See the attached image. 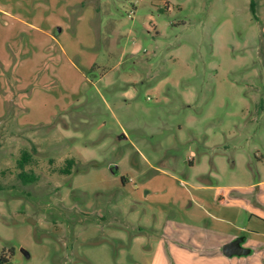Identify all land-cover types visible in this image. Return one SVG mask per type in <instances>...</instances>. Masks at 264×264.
Returning a JSON list of instances; mask_svg holds the SVG:
<instances>
[{
  "label": "rangeland",
  "instance_id": "1",
  "mask_svg": "<svg viewBox=\"0 0 264 264\" xmlns=\"http://www.w3.org/2000/svg\"><path fill=\"white\" fill-rule=\"evenodd\" d=\"M261 181L264 0H0L6 264H234Z\"/></svg>",
  "mask_w": 264,
  "mask_h": 264
},
{
  "label": "crops",
  "instance_id": "2",
  "mask_svg": "<svg viewBox=\"0 0 264 264\" xmlns=\"http://www.w3.org/2000/svg\"><path fill=\"white\" fill-rule=\"evenodd\" d=\"M257 188H264V181L259 182L258 184H254L252 186L249 187H240V186H231L228 188V193L229 191L232 192V198H227V195L224 196V194H222L223 192H221V194H219V198H218V202H219V209H224V211L226 212V216H222V217H218L217 221H219L220 224H218L216 226V228H211L208 231L211 232H219V231H228L231 232V239L225 241L224 245L232 242L233 240H236L237 238L240 237H244L245 241L242 243V246L246 249L250 250V253L247 255H242V256H238V257H242L243 259H240L238 262H235L234 264H246L245 262H251L252 259L254 260L253 264H260V260L256 259V256H261V254L264 253V240L261 239V237L264 236V231L259 230V229H252L253 233L256 235V237H260V238H255L254 240H251V243L253 245H255L254 248H259L258 250H255L256 252L261 251L260 249L262 248V252L259 253H253L254 250L252 249V246L248 245L247 243V238L246 236H242L239 235L236 231H234V226L236 223V219L234 218L235 213L237 211V209H239L238 207V202L241 201V196L242 197H246L247 195H251L256 193V189ZM243 191V192H241ZM254 206H249V207H245L243 206L245 209H248L246 211L250 212V215L253 217H255L256 220L259 219H263L264 220V192L263 191H257V194L255 195V201H252ZM221 211V210H219ZM230 216V217H228ZM231 228V229H229ZM226 229V230H225ZM222 248V249H221ZM216 251L215 253L217 255H219V250H222L223 253V247H215L214 248ZM218 252V253H217ZM214 253V252H213ZM224 254V253H223ZM226 256V255H224ZM227 257V256H226ZM234 257V256H232ZM247 257V258H244ZM231 258V257H228ZM217 262V261H215Z\"/></svg>",
  "mask_w": 264,
  "mask_h": 264
},
{
  "label": "trees",
  "instance_id": "3",
  "mask_svg": "<svg viewBox=\"0 0 264 264\" xmlns=\"http://www.w3.org/2000/svg\"><path fill=\"white\" fill-rule=\"evenodd\" d=\"M29 160H30V156H29V154L26 152V151H24L23 153H22V158H21V160L19 161V167L21 168V170H22V173L20 174V177H21V179L24 181V182H32V181H35L36 180V177L35 176H31V175H29V174H27L26 172H25V167H26V165L28 164V162H29ZM74 159H71V160H69L68 162H67V172H69V170L71 169V167H72V165H74ZM8 261H7V259L6 258H4V257H1L0 258V264H6Z\"/></svg>",
  "mask_w": 264,
  "mask_h": 264
},
{
  "label": "water",
  "instance_id": "4",
  "mask_svg": "<svg viewBox=\"0 0 264 264\" xmlns=\"http://www.w3.org/2000/svg\"><path fill=\"white\" fill-rule=\"evenodd\" d=\"M245 241L244 237L237 238L232 242H229L223 246V253L227 257L232 256H242L250 253L249 249H246L242 246V243Z\"/></svg>",
  "mask_w": 264,
  "mask_h": 264
}]
</instances>
